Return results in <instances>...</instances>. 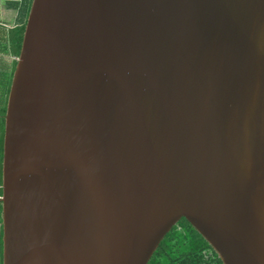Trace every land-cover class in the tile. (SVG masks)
Listing matches in <instances>:
<instances>
[{
    "label": "water",
    "instance_id": "obj_1",
    "mask_svg": "<svg viewBox=\"0 0 264 264\" xmlns=\"http://www.w3.org/2000/svg\"><path fill=\"white\" fill-rule=\"evenodd\" d=\"M0 203L2 264H264V0H32Z\"/></svg>",
    "mask_w": 264,
    "mask_h": 264
},
{
    "label": "trees",
    "instance_id": "obj_2",
    "mask_svg": "<svg viewBox=\"0 0 264 264\" xmlns=\"http://www.w3.org/2000/svg\"><path fill=\"white\" fill-rule=\"evenodd\" d=\"M31 1L32 0H29L22 8L23 14L19 15L18 25L11 32L10 49L16 58L20 51ZM10 84L11 75L7 79L5 97L0 99V196L4 115ZM1 239L2 236L0 238V264H2ZM147 264H222V262L203 237L186 221V219L181 218L161 240Z\"/></svg>",
    "mask_w": 264,
    "mask_h": 264
},
{
    "label": "crops",
    "instance_id": "obj_3",
    "mask_svg": "<svg viewBox=\"0 0 264 264\" xmlns=\"http://www.w3.org/2000/svg\"><path fill=\"white\" fill-rule=\"evenodd\" d=\"M29 0H0V99L5 97L7 79L11 80L16 64V57L10 49L12 30L18 25L22 8ZM1 204V203H0ZM2 234L0 214V238Z\"/></svg>",
    "mask_w": 264,
    "mask_h": 264
}]
</instances>
